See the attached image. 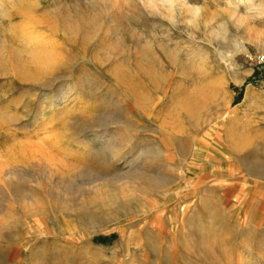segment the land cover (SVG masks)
Here are the masks:
<instances>
[{
    "label": "rangeland",
    "instance_id": "1",
    "mask_svg": "<svg viewBox=\"0 0 264 264\" xmlns=\"http://www.w3.org/2000/svg\"><path fill=\"white\" fill-rule=\"evenodd\" d=\"M153 1L0 0V264H264V0Z\"/></svg>",
    "mask_w": 264,
    "mask_h": 264
},
{
    "label": "bare ground",
    "instance_id": "2",
    "mask_svg": "<svg viewBox=\"0 0 264 264\" xmlns=\"http://www.w3.org/2000/svg\"><path fill=\"white\" fill-rule=\"evenodd\" d=\"M151 1L154 3L156 2L153 0H151ZM166 1L173 3V2H176L178 0H166ZM196 11H197V9L194 10V12H196ZM42 28L45 29L44 26L43 27H41V26L40 27H35V26L33 27L32 26L31 29L28 28V29H30L29 31L28 30L24 31V34L26 33L24 37L27 38L24 42V45H25V48L27 49V51L29 52V56H30L31 60L33 61V64L36 65V67L48 65L49 63L51 64L54 57L56 55H58V51L60 50V48L63 47L62 42L59 39L54 38V36H55L54 33L56 31H58V29L55 25H51V26L46 25V28H47L46 31H44L43 34L38 33ZM0 57H1V55H0ZM8 59L9 60H8L7 64L9 63L11 70L15 71L17 68H19L18 64L16 63L17 52L15 50V47L8 49ZM3 65L4 64H1L0 66H3ZM75 86L69 90H71V92L75 91V88H76ZM246 96H247V98L251 97L250 96V90H248Z\"/></svg>",
    "mask_w": 264,
    "mask_h": 264
},
{
    "label": "built area",
    "instance_id": "3",
    "mask_svg": "<svg viewBox=\"0 0 264 264\" xmlns=\"http://www.w3.org/2000/svg\"><path fill=\"white\" fill-rule=\"evenodd\" d=\"M256 62L264 69V55H258L255 57Z\"/></svg>",
    "mask_w": 264,
    "mask_h": 264
}]
</instances>
